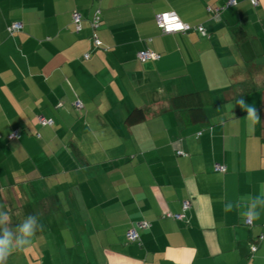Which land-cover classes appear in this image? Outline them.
Wrapping results in <instances>:
<instances>
[{"label":"crops","instance_id":"0c3cea01","mask_svg":"<svg viewBox=\"0 0 264 264\" xmlns=\"http://www.w3.org/2000/svg\"><path fill=\"white\" fill-rule=\"evenodd\" d=\"M225 1L0 0V212L42 226L5 264H264V205L250 224L240 214L264 193V0H236L212 18L207 7ZM97 9L98 49L89 38ZM165 10L209 36L162 34L154 14ZM12 21L23 28L9 35ZM140 49L161 57L139 62ZM195 90L209 124L170 107ZM135 107L150 113L128 124Z\"/></svg>","mask_w":264,"mask_h":264},{"label":"trees","instance_id":"16d2710c","mask_svg":"<svg viewBox=\"0 0 264 264\" xmlns=\"http://www.w3.org/2000/svg\"><path fill=\"white\" fill-rule=\"evenodd\" d=\"M251 2V4L253 6H257V4L259 3V0L257 1V4H253L251 0H249ZM227 0L224 2L226 3ZM224 3L222 5H224ZM237 2L235 0V3L233 5H236ZM220 5V6H222ZM233 5H230V6H233ZM219 6V7H220ZM210 6L207 7V11L211 14V17L212 18H218L219 17V13L222 11V9H220L218 11V14H214L212 10H208ZM225 7H229V6H225ZM223 7V8H225ZM212 8H215V7H212ZM169 11H173V10H165V11H161V12H157L154 14V21H155V24L157 26V28L160 30V32L162 34H169V33H187L189 31H196L198 32L199 34H201L198 30H197V27L198 26H202L201 24H198V25H190L189 23H187L190 28L186 31H177V32H164L162 31V29L158 26V22H157V15L158 14H161L163 12H169ZM74 12H77L79 13L78 11L76 10H73V12L71 13V22H72V28H73V31L74 32H79L82 28L81 26V22H82V16L80 14V20L78 22V27L76 28L74 23H73V18H72V15ZM175 12V11H173ZM100 10L97 9L92 18L90 19V28H91V33H90V42H91V46L92 48H103V44L101 42V40L99 39L97 33H96V30L99 28V26L102 24V17H101V14H100ZM176 13V12H175ZM180 18V17H179ZM181 19V18H180ZM183 21V20H182ZM13 22H16V21H12L8 24L7 26V31L9 33V35H13L17 32H19L22 28H23V24L21 21V24H22V27L19 29V30H16V31H13L11 32L10 31V25L13 23ZM184 22V21H183ZM203 27V26H202ZM204 31H205V34L204 36H209V34L206 32L205 28L203 27ZM203 35V34H201ZM141 52H153L155 54V56L151 57V58H145V59H142L139 57V54ZM89 52H86L83 54V58L84 59H87L89 57ZM161 57L160 53L157 52V51H154L152 49H140L136 52V59L139 61V62H144V61H148V60H153V61H157L159 60ZM203 90H195V91H189L187 93H183V94H177V95H174L170 98V107L174 110L177 111V113L179 114V116L182 117V120L185 121V123L187 122H192V123H208L209 124V115L206 111V106L204 105V101H203ZM75 107L78 108V109H82L83 105L82 103L80 102V100H76L75 101ZM150 113L148 107H135L134 109H132L127 115H126V122L128 124H134V123H137L139 121H142L144 120L147 115ZM39 117H42V118H45L44 116L42 115H38L37 117V121L39 124L41 125H45V124H42L40 123L39 121ZM46 120H48L47 118H45ZM52 121V120H51ZM48 124V123H46ZM13 131H17V130H13ZM12 131V132H13ZM11 132V133H12ZM8 135V137L10 136V134ZM200 134V132L198 133V135ZM19 137V131H17V136L16 138ZM11 138V137H9ZM177 155H187L186 153H182L181 151L177 150L176 153ZM215 171H218V172H224L225 171V166L223 165H219L218 166H215L214 167ZM49 197H43L42 198V203L44 205H46V202L48 201ZM47 200V201H46ZM187 202V200H183L182 201V204L181 206H183V203ZM187 209V208H186ZM182 207V211L184 212V210H186ZM21 215V216H20ZM163 216H167V217H172L174 220H185L183 214L180 212V213H173V212H165L162 214ZM177 215H180V217H177ZM9 217H10V221H13L14 225H19L21 224L23 221H20V217H24V214H15L14 212H9ZM14 219V220H13ZM27 219V218H26ZM12 223V222H11ZM246 223V222H245ZM246 224H250V223H246ZM150 226L149 222L147 221H144V222H138L136 224H133L129 229L131 228H135L136 232H137V238L131 240L129 238H127V232L128 230L126 231V234H125V237H126V240L128 242H135V241H139V233H138V230L139 229H144V228H148ZM10 229L13 230L14 234H15V231H16V227L12 228V227H9ZM1 229V227H0ZM0 235H2V230H0ZM262 240H264V224L262 225V230L260 231V233L257 235L256 237V243L257 242H261ZM256 243H253L251 246H250V254L253 256L257 249H258V246Z\"/></svg>","mask_w":264,"mask_h":264},{"label":"clouds","instance_id":"9594fccd","mask_svg":"<svg viewBox=\"0 0 264 264\" xmlns=\"http://www.w3.org/2000/svg\"><path fill=\"white\" fill-rule=\"evenodd\" d=\"M238 105L245 109L247 112V117L249 120L256 122L259 121V116L255 107L246 104L245 100L241 98L237 101ZM264 188V184L261 185ZM264 205V193L261 196L252 198L248 210L241 212V217L244 222L251 223L253 220L259 218V211H257V206ZM232 210L231 203H225L224 211L225 213ZM37 217L34 215H29L26 220L21 224L16 226L15 234L12 229L8 227L10 223V217L7 212H0V225H2V235H0V264H5L9 255L17 250H24L26 246H29L32 242L31 238L37 232L41 225H37Z\"/></svg>","mask_w":264,"mask_h":264},{"label":"built area","instance_id":"2783aa9c","mask_svg":"<svg viewBox=\"0 0 264 264\" xmlns=\"http://www.w3.org/2000/svg\"><path fill=\"white\" fill-rule=\"evenodd\" d=\"M251 1L255 5V4H257L258 0H251ZM234 3H235V0H227V2L224 3V5H222L220 7H215V8L209 7L208 10H212L214 14H218V11L220 9H222L225 6L233 5ZM72 18H73V23H74L75 27L77 28L78 22L80 20V14L77 12H74L72 15ZM157 22H158V26L162 29V31L167 32V33L168 32H177V31H186L190 28V26L187 23L183 22L179 18V16L173 11L163 12L161 14H158L157 15ZM177 24L181 25V27H179V28L175 27V25H177ZM21 27H22L21 22L16 21L10 25L9 29L11 32H13V31L19 30ZM197 30L201 34H203V35L205 34V31H204L202 26H198ZM153 56H155V54L153 52H141L139 54V57L142 59L151 58ZM39 121L42 124L50 123V120H46L45 118H42V117H39ZM16 136H17V131H13L9 137L16 138ZM188 205H189V202H185V203H183L182 207L184 209H186L188 207ZM177 217H180V215H177ZM126 235H127V238H129L131 240L137 238V232H136L135 228L129 229Z\"/></svg>","mask_w":264,"mask_h":264},{"label":"snow or ice","instance_id":"6c2138e0","mask_svg":"<svg viewBox=\"0 0 264 264\" xmlns=\"http://www.w3.org/2000/svg\"><path fill=\"white\" fill-rule=\"evenodd\" d=\"M175 27L179 28V27H181V25L177 24V25H175Z\"/></svg>","mask_w":264,"mask_h":264},{"label":"rangeland","instance_id":"374dc122","mask_svg":"<svg viewBox=\"0 0 264 264\" xmlns=\"http://www.w3.org/2000/svg\"><path fill=\"white\" fill-rule=\"evenodd\" d=\"M33 238V237H32ZM32 238H31V240H32ZM18 254V253H17Z\"/></svg>","mask_w":264,"mask_h":264}]
</instances>
